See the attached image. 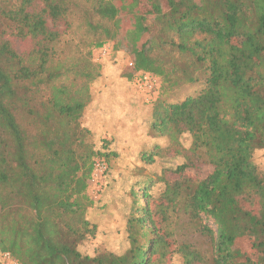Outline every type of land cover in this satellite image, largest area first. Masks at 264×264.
<instances>
[{
    "label": "trees",
    "instance_id": "16d2710c",
    "mask_svg": "<svg viewBox=\"0 0 264 264\" xmlns=\"http://www.w3.org/2000/svg\"><path fill=\"white\" fill-rule=\"evenodd\" d=\"M161 2L0 0L1 254L21 264H264V212L242 203L264 201V0ZM10 35L32 48L21 54ZM110 41L132 59L124 78L160 79L149 103L91 62ZM172 146L184 162L172 163ZM196 156L214 167L205 178L187 174ZM122 157L142 165L119 180ZM97 160L121 214L108 194L99 205L88 193Z\"/></svg>",
    "mask_w": 264,
    "mask_h": 264
},
{
    "label": "rangeland",
    "instance_id": "374dc122",
    "mask_svg": "<svg viewBox=\"0 0 264 264\" xmlns=\"http://www.w3.org/2000/svg\"><path fill=\"white\" fill-rule=\"evenodd\" d=\"M162 1V2H161ZM160 2L166 7V4L168 3L167 0H160ZM148 25L152 27L153 33L158 29L159 26V14H149V20ZM50 25L51 22L49 20ZM63 25L59 24V27H62ZM10 41L12 42L13 46L15 47L18 52L21 54L27 53L31 48H32V41L30 39L22 40L14 36H8ZM82 51L85 52L86 49L82 48ZM91 62L94 63L95 67H100V73H103L104 76H106L107 81H118L120 79H124V73L128 70L131 62V57L129 56L128 53L125 51L118 49L117 46H115V43L113 41H110L106 45H104L102 48L94 49L91 53ZM128 72V71H127ZM147 75H152L146 72H137L135 73L134 77L132 79H128L132 85L135 86L137 89L136 92L147 102L149 103L154 97L156 96L157 93V88L160 85V79L157 76L152 75L153 77L156 78V82L154 83V87L151 90H148L146 88H140L138 85V80L142 79L144 76ZM126 79V78H125ZM191 145V139L189 138L188 135L183 136L181 140V146L183 147L182 149L185 151V153L189 154V147ZM174 146L171 147L173 149ZM175 148V147H174ZM174 149L169 153L168 156L173 160L172 163L175 165L176 163H182L184 162V156H180ZM129 159V158H128ZM258 162L264 166V155L262 152H260L257 156ZM116 167L114 168V176L117 177L120 180V177L122 175L123 178V173H125L126 176L133 175L132 170L134 169L135 166L137 165H142V163L139 161V159H136L134 163L128 165L125 163V160L123 157L115 163ZM213 166L203 160L202 158L199 157H194V164L190 166L186 171L188 175H191L193 177H196L198 179L205 178L208 174H210L213 170ZM148 170L153 174L155 172L153 171H158L160 170V163L156 164V167H150ZM123 171V173L121 172ZM104 175L99 178V181H91L88 187V193L90 197H92L93 200H99L100 197H102L101 203L107 199L105 195L108 194V198L111 204L109 209L110 213L116 212L121 214L122 211L124 210L125 206L123 205L121 199L119 198L120 194H118V197L112 196V192H114L115 186L110 187V184L107 186V189H105L102 192V184L104 183ZM118 191V190H117ZM121 191V190H119ZM123 192V191H122ZM242 203L249 207V208H259L260 212L261 210L264 212V201L261 200L259 196H249V195H244L242 197ZM99 213H94L93 218L99 219L98 216ZM242 250L247 252V253H252L253 257H256L251 248L250 244L247 241H243L241 244ZM172 248H169V253L165 255V258L168 262L170 261V252H172ZM0 264H4V259H3V253H0ZM174 264H181V260L179 257H177L174 260Z\"/></svg>",
    "mask_w": 264,
    "mask_h": 264
},
{
    "label": "built area",
    "instance_id": "2783aa9c",
    "mask_svg": "<svg viewBox=\"0 0 264 264\" xmlns=\"http://www.w3.org/2000/svg\"><path fill=\"white\" fill-rule=\"evenodd\" d=\"M130 65H133V63L130 62ZM155 82V77H153L152 75H147L144 76L142 79L138 80V85L140 86V88H146L148 90H151L154 87ZM106 169L107 165L104 162L97 160L94 165L91 181H99V178L102 177ZM3 259L4 264H21L20 262L15 260L9 252L3 253Z\"/></svg>",
    "mask_w": 264,
    "mask_h": 264
},
{
    "label": "crops",
    "instance_id": "0c3cea01",
    "mask_svg": "<svg viewBox=\"0 0 264 264\" xmlns=\"http://www.w3.org/2000/svg\"><path fill=\"white\" fill-rule=\"evenodd\" d=\"M116 83H115V85H119V86H121L123 89H127V88H130L131 90H133V91H136L137 89L135 88V86L134 85H132L131 84V82L129 81V80H127V79H120V80H116L115 81Z\"/></svg>",
    "mask_w": 264,
    "mask_h": 264
}]
</instances>
